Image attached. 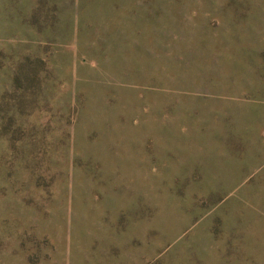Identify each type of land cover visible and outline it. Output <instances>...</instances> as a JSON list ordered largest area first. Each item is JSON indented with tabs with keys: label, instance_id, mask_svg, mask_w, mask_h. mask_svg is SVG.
Wrapping results in <instances>:
<instances>
[{
	"label": "rangeland",
	"instance_id": "1",
	"mask_svg": "<svg viewBox=\"0 0 264 264\" xmlns=\"http://www.w3.org/2000/svg\"><path fill=\"white\" fill-rule=\"evenodd\" d=\"M0 264H264V0H0Z\"/></svg>",
	"mask_w": 264,
	"mask_h": 264
}]
</instances>
